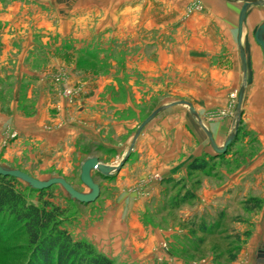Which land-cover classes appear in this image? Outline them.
Instances as JSON below:
<instances>
[{
  "label": "rangeland",
  "instance_id": "obj_1",
  "mask_svg": "<svg viewBox=\"0 0 264 264\" xmlns=\"http://www.w3.org/2000/svg\"><path fill=\"white\" fill-rule=\"evenodd\" d=\"M261 1L247 9L241 45L243 0H137L120 3L126 11L117 17L80 12L70 42L53 51L55 104L42 137L14 139V133L0 143V167L40 181L62 177L89 193L80 180L83 161L116 165L129 152L107 177L90 170L100 192L89 203L59 184L36 189L15 177L16 185L30 202L59 206V227L111 264H264V188L259 178L236 177L238 157L212 151L200 126L234 119L244 78L246 91L252 75L264 73L254 40L264 20ZM179 100L197 116L183 104L168 106L133 140L155 108ZM242 132L240 126L237 137ZM196 158L207 161L205 170L188 168ZM250 197L260 205L246 209ZM33 258L24 228L2 218L0 264H33Z\"/></svg>",
  "mask_w": 264,
  "mask_h": 264
},
{
  "label": "crops",
  "instance_id": "obj_2",
  "mask_svg": "<svg viewBox=\"0 0 264 264\" xmlns=\"http://www.w3.org/2000/svg\"><path fill=\"white\" fill-rule=\"evenodd\" d=\"M128 1L137 0H0V143L6 144L14 133V139L42 137L40 130L55 104L49 87L53 51L70 42L73 19L92 10L96 17H117L126 11L120 3ZM105 2L112 8L104 11ZM240 112L239 126L245 133L226 155L238 157L236 177L259 178L264 188V73L252 75ZM232 120L227 115L208 129L218 146L232 131Z\"/></svg>",
  "mask_w": 264,
  "mask_h": 264
},
{
  "label": "trees",
  "instance_id": "obj_3",
  "mask_svg": "<svg viewBox=\"0 0 264 264\" xmlns=\"http://www.w3.org/2000/svg\"><path fill=\"white\" fill-rule=\"evenodd\" d=\"M206 167L204 159L196 158L188 164L190 170L203 171ZM260 203L259 198L250 197L244 201V206L254 209ZM62 215L59 206L49 201L39 204L28 201L17 187L15 177L0 174V221L12 218L24 228L32 246L33 264H111L108 257L95 252L90 244L73 240L65 229L60 228Z\"/></svg>",
  "mask_w": 264,
  "mask_h": 264
},
{
  "label": "water",
  "instance_id": "obj_4",
  "mask_svg": "<svg viewBox=\"0 0 264 264\" xmlns=\"http://www.w3.org/2000/svg\"><path fill=\"white\" fill-rule=\"evenodd\" d=\"M262 3L261 0H243V3L241 5L239 14H238V20H237V42L239 45H241V36H242V30H243V23L245 21L246 12L249 6L256 5ZM254 40L261 48L263 57H264V20L262 23L258 26L257 30L254 33ZM240 57L242 61V68L243 73L245 76V70H246V59L243 49L240 47ZM246 83V79L244 78L243 83L239 89L238 97H237V104H236V113H235V120H234V126L232 131L226 136L224 142L221 146H218L211 134V132L202 124L200 123V126L204 130V132L207 135L208 142L210 147L213 149V151L217 154L224 153L228 147L234 142L237 135V130L239 126V118L241 116L240 107L241 102L243 98L244 93V85ZM174 104H183L188 107L189 112L196 117V112L192 106L191 103L185 101V100H179L171 102L167 105H161L157 108H155L138 126L136 129L135 135L133 137V140L137 137L141 129L149 122L151 121L157 113L162 111L163 109L167 108L168 106H172ZM131 148V147H130ZM130 153H126L125 156L116 164V165H107L98 160L97 157H89L86 160L83 161L80 167V180L81 182L87 186L90 189L89 193H81L77 191L71 184H69L64 178L62 177H53L46 181H40L29 174L22 172L18 169H4L0 167V174L1 175H8L12 177L20 178L26 182H28L32 188L36 189H44L47 188L53 184H59L63 187V189L69 194V196L80 203H89L93 200H95L100 192V186L94 182L90 175L91 169H96L102 176L107 177L112 174V172H117L122 167V165L125 163V161L128 159ZM262 252L258 254V262H262Z\"/></svg>",
  "mask_w": 264,
  "mask_h": 264
}]
</instances>
